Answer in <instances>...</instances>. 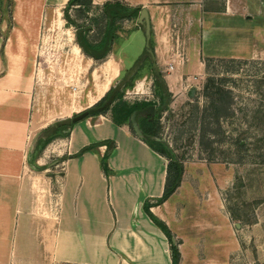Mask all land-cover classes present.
<instances>
[{"label": "crops", "instance_id": "1", "mask_svg": "<svg viewBox=\"0 0 264 264\" xmlns=\"http://www.w3.org/2000/svg\"><path fill=\"white\" fill-rule=\"evenodd\" d=\"M105 1L92 0L88 14H97ZM119 1L147 9L154 60L173 96L185 83L217 71L238 70L243 60L264 59V0ZM67 3L11 0L10 13L4 16L0 12V264H7L10 239L17 260L44 256L83 264H171L168 238L143 204L152 203L150 210L171 232H178L186 223L189 229H196L191 206L184 205L189 190L184 168L175 190L156 203L163 192L168 160L126 121L116 123L108 113L76 121L69 134L60 137L63 148L58 155L65 157L59 158V173L44 178V197L38 195L34 169L26 166L35 132L32 96L44 19L48 14L64 17ZM138 15L122 21L130 24L128 37L132 29L142 30L140 46L145 50L144 24ZM120 39L118 35L115 40ZM126 49L129 58L132 50ZM109 50L99 58L103 59L100 69L105 63H118V68L111 73L103 70L104 82L97 89L100 96L93 102L121 72V55L118 51L108 54ZM144 53L138 57L146 61ZM103 139L115 141L107 158L112 169L108 175L99 161L106 144H94ZM86 144L93 147L73 155ZM43 160L38 155L34 162ZM230 228L225 229L228 235Z\"/></svg>", "mask_w": 264, "mask_h": 264}, {"label": "rangeland", "instance_id": "2", "mask_svg": "<svg viewBox=\"0 0 264 264\" xmlns=\"http://www.w3.org/2000/svg\"><path fill=\"white\" fill-rule=\"evenodd\" d=\"M9 8L10 0H0L2 15L7 16ZM70 13L78 15L76 10ZM80 22L82 26L87 23L83 19ZM116 24L115 31L121 39L111 44L108 54L118 51L122 60L121 72L112 86L143 61L133 85L124 88L119 100L130 104L152 99L157 104L152 89L155 71L147 58L144 61L138 57L144 51L140 46L142 30L134 28L128 37L130 24L122 19ZM86 37L91 46L101 47L102 37L96 36L94 27L87 30ZM127 47L132 50L129 58ZM102 60L92 58L82 49L76 39V27L67 24L62 15L45 17L32 96L31 126L35 132L26 163L35 171L40 197L44 194V178L59 173L62 164L58 152L63 148V140L55 138L42 148H34L35 139L48 125L95 103L100 96L98 85L105 78L103 70L111 73L118 68V63L111 66L105 63L100 69ZM207 76L214 81L208 87ZM206 77L185 83L178 94L169 95L167 108L154 113L163 148L183 164L184 181L189 189L184 205L191 206L190 217L195 220L193 226L196 225V229H189L186 223L178 232H172L180 250L179 263L264 264V59L243 60L238 70L234 67L227 73L217 71ZM214 86L229 91L230 115L218 118L213 115ZM117 101L113 100L103 113L116 116ZM126 122L140 135L130 118ZM38 155L44 156L41 164L34 162ZM41 215L40 220L44 221ZM226 226L231 227V235ZM8 241L7 264H83L44 256L17 260L12 254L13 239Z\"/></svg>", "mask_w": 264, "mask_h": 264}, {"label": "trees", "instance_id": "3", "mask_svg": "<svg viewBox=\"0 0 264 264\" xmlns=\"http://www.w3.org/2000/svg\"><path fill=\"white\" fill-rule=\"evenodd\" d=\"M91 6H92V0H68L67 5L63 9V15L67 21V24H71L76 27L77 42L82 47V49L93 58L99 59L106 55L107 51L110 49L111 43L118 37V34L115 31V28L117 27L116 24L117 21L123 18H128L131 20L135 19L138 15L140 6H128L126 4H123L119 0H107L102 4L100 8L101 10L97 14L89 15L88 11L91 8ZM70 7H72L73 10L78 11L77 16H72V14L69 11ZM82 16L84 18H81ZM80 19H83L87 23L84 26H82ZM92 27H94L96 36L102 37V45L100 48L93 47L88 43L86 32ZM150 48L152 49V52L154 54V45L151 37H150ZM144 52H146V50H144ZM144 55L148 59L151 68L154 69L152 66L153 60L150 57V55L147 52L144 53ZM141 66L142 63H138L137 70H134L129 75L124 85L115 93L114 100L118 99V101L115 103L114 106V111L116 116L112 117V119L116 123H122L127 121L130 118L132 111L137 110L139 108L142 109L146 108L148 104H150V106L156 105L157 113H159L160 110L167 108L169 104V95L171 93L168 91L167 86L165 85L164 79L162 78L159 70L154 74V89H153L154 94L158 99L157 104H155V102H153L152 99H139L133 101L130 104L126 103L123 100H119V98L122 96L124 88L133 85L135 74L137 73L138 69H140ZM206 78H207L206 87H208L209 84L214 83L212 76H207ZM214 87L216 88L214 90L216 96H214L211 100V109L213 115H215V117L217 118L220 116L230 115L231 111H230L229 91L219 86H214ZM112 89L113 86H111L99 100H97L93 105L89 106L86 109L87 114L81 119H84L89 115L105 112L109 106H105L104 108H101L100 106L106 100ZM135 120L140 130L142 131V135H143L142 139L146 143H148V145L152 149H154L158 153L168 158L166 164V176H165L163 192L161 196H159L156 200V203H160L163 200H165L180 183L183 172V164L178 158L174 156V154L171 151L168 152L163 148L164 143L161 142L157 136L158 122L155 116H153L151 113L148 112L145 113L143 111L140 112L138 111L135 115ZM75 122L76 121L70 122L68 124L54 123L52 125H48L42 130V133H40L36 137L34 148H42L55 138L67 136L70 132L72 125ZM94 144H106V148L103 154L100 156L99 161H100V167L102 168L103 172L106 175H108L110 172H112V169L108 166L107 158L115 145V141L113 139H103L98 142H95ZM92 147L93 144H86L82 146L73 155H80L85 150L91 149ZM64 157L65 156H62L60 157V159H63ZM151 205L152 203L150 202H144L143 208L145 212L148 214V216L162 229V231L168 238V241L170 243L171 264H179L180 251L176 241L173 238V234L169 229V227L167 226V224L153 214V212L150 210Z\"/></svg>", "mask_w": 264, "mask_h": 264}, {"label": "water", "instance_id": "4", "mask_svg": "<svg viewBox=\"0 0 264 264\" xmlns=\"http://www.w3.org/2000/svg\"><path fill=\"white\" fill-rule=\"evenodd\" d=\"M138 21L142 22L144 24V32H145V50L146 52L150 55V57L152 58V66L154 68V70L156 72H158V67L156 64V61L154 60V54L152 52V49L150 48V21H149V16H148V11L146 8H141L139 15H138ZM131 73H127L125 75V77L121 78L114 86L112 91L110 92V94L108 95V97L106 98V100L103 102V104L100 106L101 108H104L105 106H109L115 97V93L117 90H119L125 83L126 79L129 77ZM138 112V110H134L132 111L131 115H130V119L133 122V125L135 126V129L137 130V132L142 135V131L140 130L136 120H135V115ZM87 114V110H82L72 116L69 117H64L61 118L59 120H57L56 124H68L70 122L73 121H78L81 118H83L85 115Z\"/></svg>", "mask_w": 264, "mask_h": 264}, {"label": "flooded vegetation", "instance_id": "5", "mask_svg": "<svg viewBox=\"0 0 264 264\" xmlns=\"http://www.w3.org/2000/svg\"><path fill=\"white\" fill-rule=\"evenodd\" d=\"M156 109H157V106L155 105H153V106H150V104H148L147 106H146V108H139V109H137L139 112L140 111H143V112H145V113H151L153 116H155V114L154 113H156ZM158 139L162 142V140L158 137Z\"/></svg>", "mask_w": 264, "mask_h": 264}]
</instances>
